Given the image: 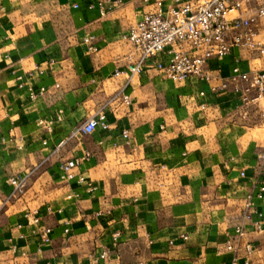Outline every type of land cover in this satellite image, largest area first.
I'll return each instance as SVG.
<instances>
[{"label":"crops","instance_id":"crops-1","mask_svg":"<svg viewBox=\"0 0 264 264\" xmlns=\"http://www.w3.org/2000/svg\"><path fill=\"white\" fill-rule=\"evenodd\" d=\"M112 1L0 0V264H230L234 252L222 250L237 227L236 253L250 243V264H264V197L254 201L261 231L242 218L246 195L264 186V100L244 109L231 86L201 97L204 83L174 84L149 63L132 79L114 76L137 59L122 36L151 7ZM235 66L264 69V58L234 48L208 62L220 80ZM100 113L108 131L77 133ZM86 153L78 173L93 191L59 170ZM32 170L4 204L8 179Z\"/></svg>","mask_w":264,"mask_h":264},{"label":"built area","instance_id":"built-area-1","mask_svg":"<svg viewBox=\"0 0 264 264\" xmlns=\"http://www.w3.org/2000/svg\"><path fill=\"white\" fill-rule=\"evenodd\" d=\"M127 2H138L151 9L142 14V17L131 25L122 39L130 45L137 54V59L129 60L125 71L116 70L114 76L127 74L129 79L140 76L147 63L153 66L162 77L174 84H182L191 79H196L207 86V91H201L199 96L217 95L227 91L231 86L233 92L239 94L242 107L264 100V69L253 68L243 70L235 66L231 75L220 80L213 75L208 68V62L212 59L221 60L228 56L232 49L243 50L251 59L264 58V0H113L109 6L117 7ZM99 8L104 15L103 5ZM77 8V5H74ZM85 51L94 54L98 51L93 36L83 39ZM17 80L20 82V78ZM21 87V84H19ZM41 92H44L41 89ZM33 99L35 95L30 94ZM122 104L130 105L129 95L119 93L117 96ZM205 109V104L200 105ZM108 131L109 125L103 113L88 119L77 129V133L88 135L96 129ZM124 138H128V132L124 131ZM45 144V143H43ZM61 142L59 146H62ZM19 150L21 146L17 147ZM86 153L81 159H71L59 165L61 179L70 182L76 180L79 184H86L90 191L95 190L91 183H86L85 178L78 173L82 160L89 159ZM258 160H264V149L258 154ZM244 174L241 173V176ZM11 193L4 204L23 194L26 181L24 177H11L8 179ZM76 195L68 196V199ZM264 197V186L258 192L246 195L243 201L242 218L253 221L257 231H261L262 214L256 209L255 199ZM97 216L100 213H96ZM33 223L38 224L39 219L35 213ZM64 234L69 230L65 228ZM51 230L42 229V240L47 241ZM245 236L242 228H235L233 234L227 240L222 251L234 252L230 264H238L243 258L244 264H250L249 258L254 252L250 243L244 245V255L240 257L235 249L234 242ZM120 234L112 236V243L119 242ZM183 241L185 235H180ZM108 251L103 250L100 259H105Z\"/></svg>","mask_w":264,"mask_h":264},{"label":"rangeland","instance_id":"rangeland-1","mask_svg":"<svg viewBox=\"0 0 264 264\" xmlns=\"http://www.w3.org/2000/svg\"><path fill=\"white\" fill-rule=\"evenodd\" d=\"M126 44H128V43H126ZM129 45V44H128ZM130 46V45H129ZM33 170L32 171H28L27 173H26V175L25 176H23L24 178H25V181H26V186L28 185V182H29V180H30V178L32 177V174H33ZM26 186H25V188H26Z\"/></svg>","mask_w":264,"mask_h":264}]
</instances>
